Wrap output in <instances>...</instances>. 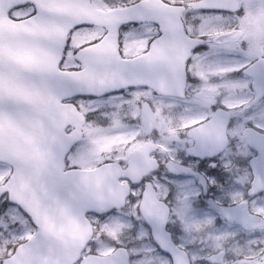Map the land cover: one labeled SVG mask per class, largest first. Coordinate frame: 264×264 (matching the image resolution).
Returning a JSON list of instances; mask_svg holds the SVG:
<instances>
[{
	"label": "snow or ice",
	"instance_id": "obj_1",
	"mask_svg": "<svg viewBox=\"0 0 264 264\" xmlns=\"http://www.w3.org/2000/svg\"><path fill=\"white\" fill-rule=\"evenodd\" d=\"M0 264H264V0H0Z\"/></svg>",
	"mask_w": 264,
	"mask_h": 264
}]
</instances>
